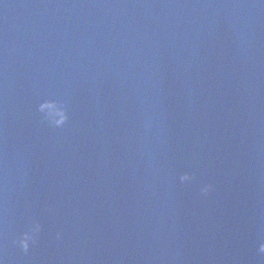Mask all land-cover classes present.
Returning <instances> with one entry per match:
<instances>
[{"label":"water","instance_id":"1","mask_svg":"<svg viewBox=\"0 0 264 264\" xmlns=\"http://www.w3.org/2000/svg\"><path fill=\"white\" fill-rule=\"evenodd\" d=\"M264 0H7L0 264H264Z\"/></svg>","mask_w":264,"mask_h":264},{"label":"clouds","instance_id":"2","mask_svg":"<svg viewBox=\"0 0 264 264\" xmlns=\"http://www.w3.org/2000/svg\"><path fill=\"white\" fill-rule=\"evenodd\" d=\"M262 250H264V249H262Z\"/></svg>","mask_w":264,"mask_h":264}]
</instances>
